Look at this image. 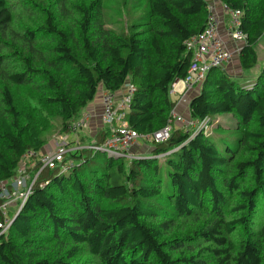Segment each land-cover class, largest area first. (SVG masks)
Listing matches in <instances>:
<instances>
[{"label":"trees","instance_id":"obj_1","mask_svg":"<svg viewBox=\"0 0 264 264\" xmlns=\"http://www.w3.org/2000/svg\"><path fill=\"white\" fill-rule=\"evenodd\" d=\"M21 1L0 0V182L26 150L44 148L53 120L66 132L102 90L126 81L135 87L128 125L149 135L168 124L170 87L186 74L184 42L204 26V0H147L119 28L103 0ZM220 1L241 13L247 72L264 0ZM243 78L212 68L188 101L192 120L232 115L233 143L175 124L146 156L84 150L68 171L43 169L0 238V264H264V218L254 222L264 196V66ZM106 134L96 130V142Z\"/></svg>","mask_w":264,"mask_h":264},{"label":"built area","instance_id":"obj_2","mask_svg":"<svg viewBox=\"0 0 264 264\" xmlns=\"http://www.w3.org/2000/svg\"><path fill=\"white\" fill-rule=\"evenodd\" d=\"M207 13L202 30L189 37L185 42V49L190 53V60L183 78L175 80L170 92L177 93L184 101V91L200 85L212 68L224 69L232 60L234 54L222 40L218 28V15L216 4L227 16L225 27L227 35L235 42H245L246 34L240 27V11L226 6L220 0H204ZM240 47L237 49L239 51ZM237 51V52H238ZM135 91L134 85L126 81L120 91L110 92L102 90L95 99L100 105L99 120L107 134L101 141L96 142L94 135L88 143L81 142L83 130H89L94 114L87 107L79 117L70 123L64 133H59L47 148L41 150H26L18 162L16 173L8 181L0 182V238L4 236L16 214L20 211L28 198L39 173L43 169L59 168L60 172L68 171L73 166L72 153L88 150L92 153H105L114 158H136L132 148L139 138L150 143L166 141L173 125L178 124L186 131H197L207 121H196L184 117L172 109L168 124L149 135H140L132 129L126 119L125 113ZM182 95V96H181ZM207 124V123H206ZM34 162L38 168L34 174L25 172L28 163ZM18 203V205H17ZM14 208V209H13ZM13 209V211H12Z\"/></svg>","mask_w":264,"mask_h":264},{"label":"rangeland","instance_id":"obj_3","mask_svg":"<svg viewBox=\"0 0 264 264\" xmlns=\"http://www.w3.org/2000/svg\"><path fill=\"white\" fill-rule=\"evenodd\" d=\"M20 1L21 0H8L10 5H14V6L17 2H20ZM146 3H147V0H103V5H104L103 6V12H104L105 17H108L111 19V21L113 23L111 26L119 28V27L124 25L125 21H128V18H130L131 15H133V16L143 15L145 12V9H146ZM17 6L19 8L20 4ZM24 7H27V5ZM20 9H21V7H20ZM23 16L29 18L28 16H25V15H23ZM27 18H24L23 20H25L26 23H28V24H30L32 21H34L33 19L30 21ZM16 25H18V22L16 23ZM21 25H25L24 22H22V23L20 22L19 26H21ZM259 40H260V42L258 41L257 44L254 46V48H255L254 50H256L257 57H256V64L254 65V68H252V69L256 68L255 72L252 69L247 71V72L242 71L241 68L238 67L237 57H235V56H233V58H232V60L228 66H230V68L235 69L234 66L237 65L236 69L238 72H235V73L227 72V68H228L227 66L224 68V70L233 77H241V78L244 77L243 79H251V77H253L255 75L257 76L259 74L261 68L264 66V57H263L264 56V33ZM170 96H171V99L173 100L174 99L173 95H170ZM180 102H182V101H180ZM182 103L184 104L182 106L184 107V112H185L187 110L185 107L186 105H185V102H182ZM217 118H218V120L216 119L217 121L215 122L214 125L209 124V121H207L206 122L207 124L203 123L201 128H203V130L206 129V131L208 133H212L211 135L213 136V138H215L217 140L222 139L220 137V135H224L225 137L223 138V140H228L229 142L233 143L237 134L234 133L233 131H231L229 129V127L236 126V120L230 114H223V115L218 116ZM52 122L53 123H51V127L46 129L42 134V136L45 139L44 148L49 147V145L52 143V141L58 135L59 129H58L57 123H56L57 120H53ZM217 122H219V124H217ZM219 125H222L223 127H218ZM82 133H84V134H82ZM82 133H81V142L82 143H88V141H90V139L93 135L91 136V133L88 134V130H83ZM137 141H138V143L133 149L135 156L140 157L143 155L144 156L148 155V153L151 149V143L149 141L142 139V138H139ZM144 146H145V148H144ZM98 154H99L98 155L99 157L100 156L103 157L106 155L103 152L98 153ZM124 159H126V161L129 160L128 158H124ZM159 161H162V160L160 159ZM34 164H35L34 162L28 163V165L26 166L27 169L25 170V172H28V174L34 173V171H35L34 170L35 169ZM32 168H34V169H32ZM229 173H230V171L227 170V171H225L224 175H228ZM257 203H258V209H257V212L255 213L256 214L255 220H254L255 223L261 221L264 218V196H262V195L259 196ZM17 205H18V203H17ZM13 209H12V211H13ZM89 261H90L89 264H92V260H89ZM95 264H96V262H95Z\"/></svg>","mask_w":264,"mask_h":264},{"label":"crops","instance_id":"obj_4","mask_svg":"<svg viewBox=\"0 0 264 264\" xmlns=\"http://www.w3.org/2000/svg\"><path fill=\"white\" fill-rule=\"evenodd\" d=\"M216 11H217V15H218V19H219V21H218V28H219V33H220V36H221V38H222V40L224 41V43H225V45H226V47L230 50V51H232V53L234 54V56L235 57H237V62L239 61L238 60V48L239 47H241V43H238V42H235V41H233L232 39H230V37L227 35V33H226V30H225V27H226V25H227V20H228V18H227V16H225V14L221 11V8H220V6L218 5V4H216ZM263 35V34H262ZM261 38V37H260ZM259 42H260V40H259ZM255 49V48H254ZM255 53H256V50H255ZM256 57H257V53H256ZM264 57V56H263ZM229 65V64H228ZM227 65V72H233V73H235V72H238L237 71V69H236V67H237V65L236 66H234V68L235 69H233V68H230V66H228ZM238 67H240L239 66V63H238ZM257 67V66H256ZM253 68H254V66H253ZM252 69V68H251ZM250 69V70H251ZM236 70V71H235ZM252 70H254V72H255V70H256V68L255 69H252ZM258 71V70H257ZM255 74V73H254ZM234 75V74H233ZM255 78H257V76L255 75V76H253V77H251V80H255ZM199 91H200V85H196V86H194V87H192V88H190V89H188V90H186V91H184V99L186 98V100H182L181 99V97H180V95L179 94H177V93H172L171 95H173V97H174V101L176 102V104H175V107H174V110L177 112V113H179V114H181L182 116H184V117H189V109H188V101H189V99L191 98V97H193V96H195V95H197L198 93H199ZM182 96V95H181ZM180 101H182V102H185V107H186V111L184 112V107L182 106V105H184L182 102H180ZM89 110H91V112H93V114H94V117H93V122L91 123V128L88 130V134L89 133H91V135H95V133H96V130H98V129H100V128H102L101 127V124H100V120H99V114H100V105H99V103L98 102H94V103H92V104H90L89 105V107H87ZM82 134H84V133H82ZM137 143H138V141H137ZM137 143L134 145V147L137 145ZM141 146V145H140ZM134 147L132 148V151H134L133 149H134ZM144 148H145V146H144ZM143 149V148H142Z\"/></svg>","mask_w":264,"mask_h":264},{"label":"water","instance_id":"obj_5","mask_svg":"<svg viewBox=\"0 0 264 264\" xmlns=\"http://www.w3.org/2000/svg\"><path fill=\"white\" fill-rule=\"evenodd\" d=\"M185 100H186V98H185ZM96 102H98V101H96Z\"/></svg>","mask_w":264,"mask_h":264}]
</instances>
